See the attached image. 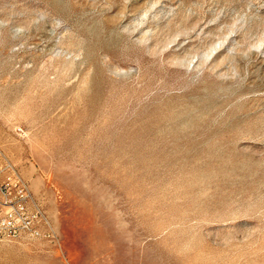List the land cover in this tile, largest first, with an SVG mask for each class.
Instances as JSON below:
<instances>
[{
	"label": "rangeland",
	"instance_id": "1",
	"mask_svg": "<svg viewBox=\"0 0 264 264\" xmlns=\"http://www.w3.org/2000/svg\"><path fill=\"white\" fill-rule=\"evenodd\" d=\"M0 147V264H264V0H0Z\"/></svg>",
	"mask_w": 264,
	"mask_h": 264
},
{
	"label": "built area",
	"instance_id": "2",
	"mask_svg": "<svg viewBox=\"0 0 264 264\" xmlns=\"http://www.w3.org/2000/svg\"><path fill=\"white\" fill-rule=\"evenodd\" d=\"M53 238V228L29 183L0 147V237Z\"/></svg>",
	"mask_w": 264,
	"mask_h": 264
}]
</instances>
